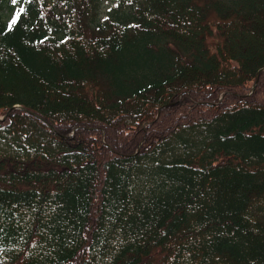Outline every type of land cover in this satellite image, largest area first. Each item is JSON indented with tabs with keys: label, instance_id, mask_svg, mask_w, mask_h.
<instances>
[{
	"label": "trees",
	"instance_id": "1",
	"mask_svg": "<svg viewBox=\"0 0 264 264\" xmlns=\"http://www.w3.org/2000/svg\"><path fill=\"white\" fill-rule=\"evenodd\" d=\"M99 7L0 0V264H264V0Z\"/></svg>",
	"mask_w": 264,
	"mask_h": 264
},
{
	"label": "rangeland",
	"instance_id": "2",
	"mask_svg": "<svg viewBox=\"0 0 264 264\" xmlns=\"http://www.w3.org/2000/svg\"><path fill=\"white\" fill-rule=\"evenodd\" d=\"M119 2H121V0H100V7H99V10H98V16H97L96 20H98L100 22H104L105 20H107L109 15H110L109 13L111 12V10ZM12 14L13 13L11 11H7L6 12V16H12ZM254 89H255V87L253 86L251 88V92H253ZM180 110H183V112H188L186 110V107H184V109L181 107ZM189 116H190V113H189ZM5 120H6L5 116H0V121L3 122Z\"/></svg>",
	"mask_w": 264,
	"mask_h": 264
},
{
	"label": "snow or ice",
	"instance_id": "3",
	"mask_svg": "<svg viewBox=\"0 0 264 264\" xmlns=\"http://www.w3.org/2000/svg\"><path fill=\"white\" fill-rule=\"evenodd\" d=\"M13 2H15V0H13ZM23 11H24L23 9H20V11L17 12V14H16V18L13 19V20L11 21V23L9 24V27H11V26L14 25L15 23H17V20L19 19L20 14H21Z\"/></svg>",
	"mask_w": 264,
	"mask_h": 264
},
{
	"label": "water",
	"instance_id": "4",
	"mask_svg": "<svg viewBox=\"0 0 264 264\" xmlns=\"http://www.w3.org/2000/svg\"><path fill=\"white\" fill-rule=\"evenodd\" d=\"M15 108H17V109H20V107H19V106L15 107Z\"/></svg>",
	"mask_w": 264,
	"mask_h": 264
}]
</instances>
